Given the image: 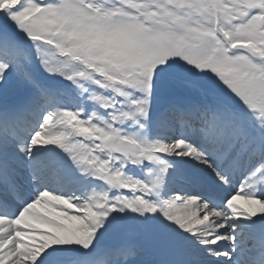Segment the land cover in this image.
<instances>
[{
	"label": "snow or ice",
	"instance_id": "1",
	"mask_svg": "<svg viewBox=\"0 0 264 264\" xmlns=\"http://www.w3.org/2000/svg\"><path fill=\"white\" fill-rule=\"evenodd\" d=\"M0 264H264V0H0Z\"/></svg>",
	"mask_w": 264,
	"mask_h": 264
}]
</instances>
